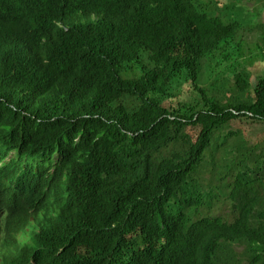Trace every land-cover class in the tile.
Returning a JSON list of instances; mask_svg holds the SVG:
<instances>
[{
  "label": "trees",
  "instance_id": "1",
  "mask_svg": "<svg viewBox=\"0 0 264 264\" xmlns=\"http://www.w3.org/2000/svg\"><path fill=\"white\" fill-rule=\"evenodd\" d=\"M243 2L0 0L4 264H264V138L232 126H264ZM223 190L231 218L203 215Z\"/></svg>",
  "mask_w": 264,
  "mask_h": 264
},
{
  "label": "rangeland",
  "instance_id": "2",
  "mask_svg": "<svg viewBox=\"0 0 264 264\" xmlns=\"http://www.w3.org/2000/svg\"><path fill=\"white\" fill-rule=\"evenodd\" d=\"M248 1V6L250 9H252L250 12H246L248 14L247 18L245 19V23L247 25H253L257 24V26H252V28H249L248 26L244 27V31L239 32V38L244 41L242 43L243 49L241 51V57L240 60L243 62L245 61L244 67L246 70H249L253 75L255 73H259L261 70L264 69V62L261 59V51L257 50V52H254V47L251 46V43L254 41H261L260 33L264 34V2L260 3L258 0H243ZM245 7H248L245 5V2L242 3ZM256 13L259 15L256 16ZM256 22V23H255ZM251 48L253 51L251 52ZM253 53V54H252ZM257 54V56L255 55ZM263 57V56H262ZM221 68V71H224L226 69V66L223 65ZM206 75L209 73H205ZM226 74V73H225ZM256 75V74H255ZM258 75V74H257ZM254 77V76H253ZM206 79V77H205ZM207 80V79H206ZM213 78H209L207 82L202 83V86L207 90L210 87V83L212 82ZM215 81V80H213ZM226 89L225 93L228 96H235L238 92L235 89V76L232 74L227 75L224 80ZM218 94V93H217ZM232 126L236 127L234 130L243 129V128H249V135L253 140V142H258L261 140L262 136L264 138V126H257V127H249L247 123H240L236 122V124H233ZM260 135V136H259ZM236 138H230L229 142L234 144ZM263 140V139H262ZM261 140V141H262ZM237 141V140H236ZM247 145H250L247 144ZM232 147H230L231 149ZM233 151L235 155L237 156V159L239 160L241 158L240 154L237 153V150L233 146ZM230 154L228 155L229 158ZM210 176V172H207L205 174V177L208 178ZM232 209V203L230 199L228 198V191L223 190V192H218L217 197L213 198L210 203H206L205 207H203V215H220L224 218H231L232 214L230 213V210ZM238 252L242 253L243 248L239 247Z\"/></svg>",
  "mask_w": 264,
  "mask_h": 264
},
{
  "label": "clouds",
  "instance_id": "3",
  "mask_svg": "<svg viewBox=\"0 0 264 264\" xmlns=\"http://www.w3.org/2000/svg\"><path fill=\"white\" fill-rule=\"evenodd\" d=\"M58 25L64 30V32L61 33V34L66 33V35H69V34L72 33V31H69L70 30V26H68V25H62V24H58ZM66 35H62V36H66ZM1 246L2 245H0V264H4L6 250H4L3 246L2 247Z\"/></svg>",
  "mask_w": 264,
  "mask_h": 264
},
{
  "label": "bare ground",
  "instance_id": "4",
  "mask_svg": "<svg viewBox=\"0 0 264 264\" xmlns=\"http://www.w3.org/2000/svg\"><path fill=\"white\" fill-rule=\"evenodd\" d=\"M86 18V17H85ZM87 22V21H86Z\"/></svg>",
  "mask_w": 264,
  "mask_h": 264
}]
</instances>
